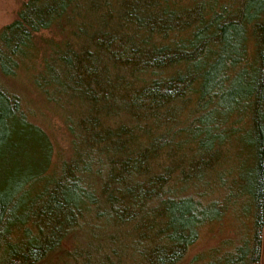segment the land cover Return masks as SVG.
Wrapping results in <instances>:
<instances>
[{"label":"trees","instance_id":"trees-1","mask_svg":"<svg viewBox=\"0 0 264 264\" xmlns=\"http://www.w3.org/2000/svg\"><path fill=\"white\" fill-rule=\"evenodd\" d=\"M240 200L253 237L186 262ZM263 224L264 0L22 3L0 30V264H258Z\"/></svg>","mask_w":264,"mask_h":264},{"label":"rangeland","instance_id":"rangeland-1","mask_svg":"<svg viewBox=\"0 0 264 264\" xmlns=\"http://www.w3.org/2000/svg\"><path fill=\"white\" fill-rule=\"evenodd\" d=\"M25 0H0V30L11 23L22 3ZM43 38L52 37L49 33H43ZM18 88H24L25 84L18 81ZM27 104L31 109H34V121L46 130L54 142L55 154L53 161L56 162L59 157L65 158L70 153V139L64 129L61 117L56 114L51 107L46 106L40 98L32 91L26 92ZM237 149L232 151L233 161L231 164H224V167H237L244 164H239V158H236ZM55 165V164H54ZM239 171H237L238 176ZM226 177V176H225ZM224 177V178H225ZM227 179V178H226ZM228 180L226 182L228 183ZM231 182V181H230ZM220 192L215 197H218ZM241 203L235 201L227 204L228 208L218 221L204 226L199 233L197 243L191 248L186 262L190 259L202 256V258H214L216 253L232 251L237 245H240L243 240L253 237V218L250 214L245 215L247 204L245 201ZM260 255L258 264H264V224L261 231ZM70 249L69 244L65 245V250ZM54 261V262H53ZM49 264H57L53 259ZM215 264L221 263L220 257H217ZM185 262V263H186Z\"/></svg>","mask_w":264,"mask_h":264}]
</instances>
